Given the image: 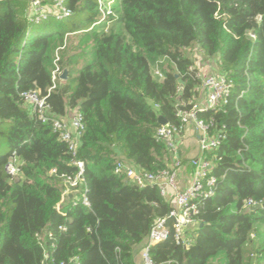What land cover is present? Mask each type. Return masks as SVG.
Returning a JSON list of instances; mask_svg holds the SVG:
<instances>
[{
	"label": "trees",
	"instance_id": "trees-1",
	"mask_svg": "<svg viewBox=\"0 0 264 264\" xmlns=\"http://www.w3.org/2000/svg\"><path fill=\"white\" fill-rule=\"evenodd\" d=\"M30 1L0 0V264H136V247L171 205L157 187L130 185L114 169L120 159L144 172L167 167L159 117L179 125L177 111L193 109L202 84L191 48L233 85L227 104L196 110L209 135L225 138L208 155L216 184L199 203L193 243L178 246L171 230L151 259L264 264V0H121L107 32L89 30L97 0H62L69 17L38 23L27 17ZM58 49L68 78L49 94ZM32 90L47 96L52 117L83 116L78 159L90 207L67 198L57 209L61 175L77 169L51 122L32 117L21 98ZM13 153L17 179L7 171ZM249 199L262 205L247 209Z\"/></svg>",
	"mask_w": 264,
	"mask_h": 264
},
{
	"label": "built area",
	"instance_id": "built-area-1",
	"mask_svg": "<svg viewBox=\"0 0 264 264\" xmlns=\"http://www.w3.org/2000/svg\"><path fill=\"white\" fill-rule=\"evenodd\" d=\"M47 0H31L27 17L31 22L38 23L53 15L57 19L69 17L71 11L66 8L62 0H54L53 4H45ZM121 0H97L98 19L90 27L102 28L107 32L118 18ZM64 47L60 48L63 49ZM167 59L157 62L154 68V75L160 79L163 74L160 66ZM59 49L56 51L54 59V69L52 71V87L48 93L56 88V81L60 79L62 69L59 65ZM201 78V75H200ZM201 87L207 92L206 104L201 107L195 104L190 111L178 110L179 125L167 124L160 126L156 132L158 141L165 144L169 162L165 169L156 173L141 171L136 165L120 159L117 161L114 172L118 175H124L126 182L140 189L155 186L159 189L160 195L171 205L169 214L166 217H160L153 223L142 250V264H155L150 256L151 246L166 241L173 231L175 243L183 248H188L193 243V235L200 225L198 219L199 203L202 199L214 195L216 177L212 175L213 162L208 155L219 148L221 141L225 138L223 133L209 135V125L199 119L196 110L203 108H217L227 104V98L233 87L228 78L218 72L208 75L202 79ZM21 98L29 107L32 117L37 118L42 123L51 122L53 131L60 140L68 145L69 152L73 158V164L77 172L73 176L61 175L65 191L61 201L57 206L61 210L62 205L69 198L73 205L79 203L85 207H90V201L86 196L84 188V170L85 162L78 159V150L81 137L85 131V123L82 114L74 112L66 117H52L50 108L47 104V96L42 95L40 91L32 90L21 94ZM193 125L198 131L199 155L190 160L191 181L187 186L180 183V174L184 168L185 161L181 154L180 140L186 129ZM19 160L16 153L12 154L10 163L7 166L8 173L13 179L19 177ZM50 174L55 175L53 169ZM262 203L249 199L245 202V208L252 209L260 207ZM170 220L172 224H170ZM62 230L65 228L62 227Z\"/></svg>",
	"mask_w": 264,
	"mask_h": 264
},
{
	"label": "crops",
	"instance_id": "crops-1",
	"mask_svg": "<svg viewBox=\"0 0 264 264\" xmlns=\"http://www.w3.org/2000/svg\"><path fill=\"white\" fill-rule=\"evenodd\" d=\"M195 49H196V51H198V54L200 55L201 59H199V58L194 59L190 56V54H188V52H187V54L194 60L195 67L199 70L201 78L204 79L212 73H218L219 67H218L217 61L204 59L202 57L199 49L198 48H195ZM198 92H199V94H198V97L196 98L195 102L197 105L203 107L206 104L207 92L201 86H200ZM72 113H74V112H72ZM72 113H70V114H72ZM192 134H195L196 147L193 145V141L191 139ZM198 139H199L198 131L195 129V127L193 125H190L186 129L185 133L183 134V136L181 137V140H180V149H181V154H182V157L184 158V161H190L191 159H193L199 155ZM191 173L192 172H191L190 166L184 165V168L181 171L180 179H179L182 186H187L190 183L191 175H192ZM144 243H143V246H144ZM143 246H142V249L140 251L141 255H142ZM137 255L138 254H135V257H134L135 263L136 264H142V256H141L140 261H139L137 258Z\"/></svg>",
	"mask_w": 264,
	"mask_h": 264
},
{
	"label": "rangeland",
	"instance_id": "rangeland-1",
	"mask_svg": "<svg viewBox=\"0 0 264 264\" xmlns=\"http://www.w3.org/2000/svg\"><path fill=\"white\" fill-rule=\"evenodd\" d=\"M76 39L75 38H72V39H70L69 38V40L67 41L68 42V44H70V42H73V45L77 42V41H75ZM78 40V39H77ZM188 52V54H190V56L192 57V58H199V59H201V57H200V55L198 54V51H196V49L195 48H191L190 50H188L187 51ZM191 139H192V141H193V145L196 147V144H195V134H192L191 135ZM189 162L190 161H185V165L186 166H188L189 165ZM142 246H143V244H140L138 247H136V249H135V253L136 254H138L137 255V258H138V260L140 261V258H141V253H140V251H141V249H142Z\"/></svg>",
	"mask_w": 264,
	"mask_h": 264
},
{
	"label": "water",
	"instance_id": "water-1",
	"mask_svg": "<svg viewBox=\"0 0 264 264\" xmlns=\"http://www.w3.org/2000/svg\"><path fill=\"white\" fill-rule=\"evenodd\" d=\"M67 78H68V70L65 69V70H63V72H62V74H61V76H60V79H61L62 81H66ZM159 124H160L161 126H165V125L168 124V121H167L163 116H160V117H159Z\"/></svg>",
	"mask_w": 264,
	"mask_h": 264
}]
</instances>
